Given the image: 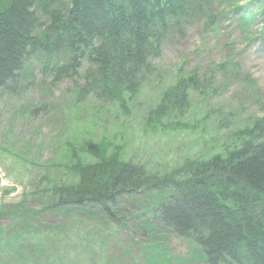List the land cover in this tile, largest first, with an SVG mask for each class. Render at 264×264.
<instances>
[{
  "label": "rangeland",
  "instance_id": "rangeland-1",
  "mask_svg": "<svg viewBox=\"0 0 264 264\" xmlns=\"http://www.w3.org/2000/svg\"><path fill=\"white\" fill-rule=\"evenodd\" d=\"M182 1L186 7L195 3ZM209 1L207 13L213 8L215 17L189 19L181 35L165 34L158 57L148 61L150 74L135 96H127L124 109L92 96L78 99L69 80L53 82L38 73L33 61L16 83L0 90L1 234L15 240L20 230L38 226L35 241H26L46 247L0 249V259L7 262L15 255L16 264H29L35 256L50 264H208L193 242L160 221L150 191L117 198L110 206L116 217L106 216L98 203L76 207L58 202L66 198L64 187L79 180L73 171L76 159L84 165L99 162L88 150L93 144L110 143L108 155L118 150L122 162L163 174L186 160L225 153L235 144L233 133L264 112V44L260 36L249 37L258 34L259 25L243 31V8L231 11L246 4L256 13L264 0ZM229 55L243 60V68L262 86L260 95L255 90L247 94L237 81L224 86L226 78L218 73L212 77ZM204 71L215 88L190 94L187 117L172 115L162 127L147 128L149 113L165 92L177 80ZM182 122L188 127H176Z\"/></svg>",
  "mask_w": 264,
  "mask_h": 264
},
{
  "label": "trees",
  "instance_id": "trees-1",
  "mask_svg": "<svg viewBox=\"0 0 264 264\" xmlns=\"http://www.w3.org/2000/svg\"><path fill=\"white\" fill-rule=\"evenodd\" d=\"M193 3L186 7L182 0H67L65 4L63 0H0V90L16 83L33 61L53 82L69 80L78 99L92 96L124 109L127 96H135L150 74L148 61L158 56L165 34L181 35L189 19L211 18L209 0ZM260 13L264 21V7ZM44 58L57 63L52 68L42 62ZM238 69L234 61H224L211 75L215 79L216 73L222 74L227 81ZM213 78L193 74L178 80L150 111L147 128L162 127V120L172 115L187 117L190 94H209L215 88ZM243 81L249 94L256 82L249 76ZM181 126L188 124H176ZM233 138L235 144L225 153L186 160L163 174L122 162L118 150L108 155L110 143L93 144L88 150L99 162L84 165L75 160L73 171L79 180L64 187L66 198L58 205L98 203L106 216L116 217L110 206L117 198L150 191L160 221L193 242L208 264H264V113L236 130ZM1 230V250L21 252L24 245L46 250L38 242L26 241L34 240L36 232L30 236L29 231H20L14 240ZM16 257L0 259V264H16ZM47 260L35 256L29 264H50Z\"/></svg>",
  "mask_w": 264,
  "mask_h": 264
}]
</instances>
